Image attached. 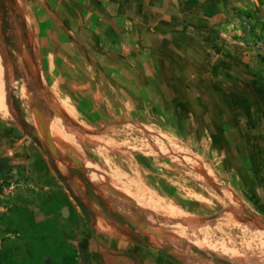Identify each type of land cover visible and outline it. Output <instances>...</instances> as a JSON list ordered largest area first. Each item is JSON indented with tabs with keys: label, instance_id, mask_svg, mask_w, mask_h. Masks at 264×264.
I'll list each match as a JSON object with an SVG mask.
<instances>
[{
	"label": "rangeland",
	"instance_id": "obj_1",
	"mask_svg": "<svg viewBox=\"0 0 264 264\" xmlns=\"http://www.w3.org/2000/svg\"><path fill=\"white\" fill-rule=\"evenodd\" d=\"M71 1L16 0L33 55L21 46L19 83L12 82L0 40L7 109L0 112L3 264H62L65 257L70 264H137L138 258L142 264H168L127 244L77 194L81 188L67 154L80 159L83 178L118 214L137 230L165 235L185 264H264V220L222 177L218 161L190 138L187 123L177 121L181 103L156 74L157 66L170 65L117 52L124 44L86 42L87 27L74 19ZM214 3L224 5L225 30L237 31L234 36L264 67V0ZM217 13L213 7L212 15ZM16 96L18 109L12 106ZM21 114L40 141L24 133ZM40 125L50 133L52 126L60 130L61 137H51L64 157L49 160ZM107 184L130 201L113 196ZM76 197L88 207L90 223Z\"/></svg>",
	"mask_w": 264,
	"mask_h": 264
},
{
	"label": "crops",
	"instance_id": "obj_2",
	"mask_svg": "<svg viewBox=\"0 0 264 264\" xmlns=\"http://www.w3.org/2000/svg\"><path fill=\"white\" fill-rule=\"evenodd\" d=\"M71 2L74 19L90 28L83 29L86 42L124 44L117 52L170 65L157 66L156 74L181 103L177 121L187 123L190 138L218 161L222 177L264 220V67L234 36L237 31L225 30L224 5L214 0Z\"/></svg>",
	"mask_w": 264,
	"mask_h": 264
},
{
	"label": "trees",
	"instance_id": "obj_3",
	"mask_svg": "<svg viewBox=\"0 0 264 264\" xmlns=\"http://www.w3.org/2000/svg\"><path fill=\"white\" fill-rule=\"evenodd\" d=\"M0 40L11 68L12 82L19 83L20 78L18 75L17 54H22L21 46L28 49L32 58L33 55L31 44L28 39L26 21L17 6L16 0H0ZM45 95L49 99L50 94L47 90H45ZM18 104V97L16 96L12 98V106L14 109H18ZM18 122L24 133L29 135L31 138L36 139L34 129L25 122L22 114L19 116ZM48 158L50 161H53L51 157ZM55 172L58 177L64 181V177L58 170H56V168ZM70 172L72 176L80 179L86 187L85 196L82 198L86 199L91 205H94L100 211L104 219L114 226L124 237L129 239L131 243L145 248L149 247L151 243L148 237L140 233L137 229L131 228V224L124 217L118 214L105 197L101 193L99 194L96 190H94L92 186L83 178L80 168L77 169L71 167ZM75 201L84 218L90 223V211L88 207L82 202L81 198L76 197ZM169 249H171V247H169ZM160 255L168 259L173 264H182L174 256L168 254L166 250L160 251ZM71 261V258L65 257L62 264H70ZM0 264H3L1 256ZM137 264L140 263L137 261Z\"/></svg>",
	"mask_w": 264,
	"mask_h": 264
},
{
	"label": "water",
	"instance_id": "obj_4",
	"mask_svg": "<svg viewBox=\"0 0 264 264\" xmlns=\"http://www.w3.org/2000/svg\"><path fill=\"white\" fill-rule=\"evenodd\" d=\"M50 110L55 114L56 117H58L61 120H64L66 117H64L59 111L55 110L54 108H50ZM39 133L44 138V143L41 142V148L42 150L47 154L48 157H51L54 160H59L60 158L64 157L63 154H59L56 145L53 142V139L50 135L49 131H45L42 125L39 126ZM35 137L40 141V138L37 134H35ZM74 153V152H73ZM66 157L71 162L72 166L74 168L79 169L80 168V159L76 157L74 154H67ZM74 185H72L73 188ZM108 191L115 197L128 200L130 199L126 198L122 194L116 192L109 184H107ZM77 194H82L80 190L77 191ZM145 230L152 234H159L158 232L152 230L151 228H145ZM92 232V231H91Z\"/></svg>",
	"mask_w": 264,
	"mask_h": 264
},
{
	"label": "flooded vegetation",
	"instance_id": "obj_5",
	"mask_svg": "<svg viewBox=\"0 0 264 264\" xmlns=\"http://www.w3.org/2000/svg\"><path fill=\"white\" fill-rule=\"evenodd\" d=\"M78 184H79V186H80V188H81V191H82V197H84L85 196V192H86V187H85V185H84V183L80 180V179H78ZM91 206H93L98 212H99V214L101 215V213H100V211L94 206V205H91ZM102 216V215H101ZM103 218V217H102ZM106 220V219H105ZM107 221V220H106ZM108 222V221H107ZM131 228H135L136 229V227L135 226H133L132 224H131ZM140 233H142L143 235H145L146 237H148V239L150 240V245H149V247H147V248H145V247H142V246H140V245H137V244H133V243H131L130 242V240L129 239H127V241H128V244L129 245H133V246H136V248H139V249H144V250H148V251H152V252H154V253H156V254H158V255H160V251H163V250H166L167 251V253L168 254H170V255H172V256H174L177 260H179L182 264H185L184 263V261H183V259L181 258V256H178V254H175L173 251H171V249H169V245L168 244H166L165 243V241H164V237H165V235H160V234H152V233H149V232H147V233H144L142 230H138ZM151 237H155V238H159V239H162V241L160 242V243H155L153 240H152V238ZM161 256V255H160ZM163 257V256H162ZM165 258V257H164ZM166 259V258H165ZM168 260V259H167ZM138 262H139V260H137ZM169 261V260H168ZM140 264H142L141 262H139ZM169 263H171L170 261H169ZM171 264H173V263H171Z\"/></svg>",
	"mask_w": 264,
	"mask_h": 264
},
{
	"label": "bare ground",
	"instance_id": "obj_6",
	"mask_svg": "<svg viewBox=\"0 0 264 264\" xmlns=\"http://www.w3.org/2000/svg\"><path fill=\"white\" fill-rule=\"evenodd\" d=\"M1 54V53H0ZM3 68H2V62H0V112L1 113H3V114H6L7 113V109H6V106L4 105V102H3V99H4V92H5V90L3 89V84H2V82H3V76H4V74H3ZM5 79V78H4ZM50 132V131H49ZM51 133H52V135H54V136H60V130L57 128V131H56V127H55V130H54V127L52 126L51 127ZM51 133H50V135H51ZM62 136V135H61ZM60 136V137H61ZM57 140V139H56ZM57 142V141H56ZM76 156V155H75ZM77 157V156H76ZM172 215H174V213L172 214ZM175 217V216H174ZM171 219H173V218H171ZM178 219V218H177ZM175 221H177L176 219H175ZM177 233V232H176ZM185 234V233H184ZM221 252V251H220ZM226 253V252H225ZM228 253V252H227ZM230 257V256H229Z\"/></svg>",
	"mask_w": 264,
	"mask_h": 264
}]
</instances>
